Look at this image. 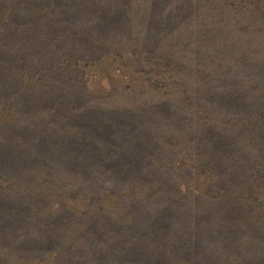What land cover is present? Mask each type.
Instances as JSON below:
<instances>
[{
  "label": "rangeland",
  "instance_id": "1",
  "mask_svg": "<svg viewBox=\"0 0 264 264\" xmlns=\"http://www.w3.org/2000/svg\"><path fill=\"white\" fill-rule=\"evenodd\" d=\"M0 264H264V0H0Z\"/></svg>",
  "mask_w": 264,
  "mask_h": 264
}]
</instances>
